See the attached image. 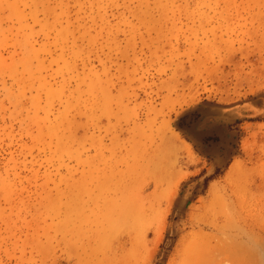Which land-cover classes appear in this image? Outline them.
Wrapping results in <instances>:
<instances>
[{
	"label": "rangeland",
	"instance_id": "374dc122",
	"mask_svg": "<svg viewBox=\"0 0 264 264\" xmlns=\"http://www.w3.org/2000/svg\"><path fill=\"white\" fill-rule=\"evenodd\" d=\"M0 264H264V0H0Z\"/></svg>",
	"mask_w": 264,
	"mask_h": 264
},
{
	"label": "snow or ice",
	"instance_id": "6c2138e0",
	"mask_svg": "<svg viewBox=\"0 0 264 264\" xmlns=\"http://www.w3.org/2000/svg\"><path fill=\"white\" fill-rule=\"evenodd\" d=\"M192 122L193 127L199 126L202 123V117L198 113H190L185 117Z\"/></svg>",
	"mask_w": 264,
	"mask_h": 264
},
{
	"label": "bare ground",
	"instance_id": "6f19581e",
	"mask_svg": "<svg viewBox=\"0 0 264 264\" xmlns=\"http://www.w3.org/2000/svg\"><path fill=\"white\" fill-rule=\"evenodd\" d=\"M236 168L235 164H233L230 168L229 174H232V172L234 171V169ZM212 192V191H211Z\"/></svg>",
	"mask_w": 264,
	"mask_h": 264
}]
</instances>
